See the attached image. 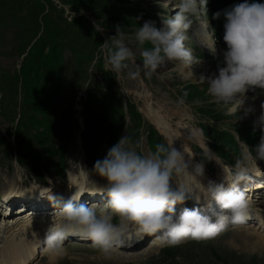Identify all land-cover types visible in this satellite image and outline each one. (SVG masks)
Here are the masks:
<instances>
[{"label":"rangeland","instance_id":"rangeland-1","mask_svg":"<svg viewBox=\"0 0 264 264\" xmlns=\"http://www.w3.org/2000/svg\"><path fill=\"white\" fill-rule=\"evenodd\" d=\"M240 2L243 0H208V10L203 13L209 24L206 30L214 33L213 37L207 33L209 42L217 40L220 45H216V54L212 52L209 59L202 56L210 52L205 50L210 46L202 49L201 44L207 43L202 38L205 35L187 33L186 47L194 48L197 60L210 62L212 73L217 72L218 65L223 66V55L218 50H226L224 18L213 20L212 15ZM257 2L264 3V0ZM177 3L178 0H172L171 5L163 0H0V194L5 190L9 193L11 188H17L15 184L23 183L32 186L26 194L33 199L34 194L48 193L49 187L55 185L50 188L54 195L70 198L76 192L82 195L81 203L103 204L107 197L100 196L105 195L106 181L93 170L94 164L125 135L130 136L133 143L142 142L145 154L155 151L159 143H173L180 151L185 145L187 154L193 156V163L206 160L203 177L179 175L173 187L187 183L195 190H203L200 183L206 186L208 180L220 183L223 177L233 178L237 159L243 160L245 151L258 143L260 133L254 131L253 121L260 114L264 91L247 93L241 109L233 112L234 104L223 106L211 102L206 95V83L179 75L177 67L183 64L180 61H167L171 66L165 70L159 68L150 78L141 74L140 78L131 79L127 70L119 75L113 72L102 51L101 44L116 34V26L123 28L130 46L138 50L135 30L148 20L161 27L162 19L174 15ZM96 24L102 31L96 30ZM40 33L50 35L49 42L42 36L45 45L41 49L33 47ZM151 47L150 43L143 45V48ZM136 62L142 64L139 54ZM184 91L188 95L181 105L178 99ZM249 107L254 111L245 116ZM87 116H90L89 130ZM239 116L242 118L238 120ZM205 143L215 153V160L207 161L204 157ZM243 163L250 178L240 182L241 190L247 195L254 188L252 183L260 187L256 194L259 200L249 205L248 215L252 214L254 220L242 222L244 224L228 223L224 230L208 239L188 238L178 245L166 240L152 253L137 257H131L133 249H116L119 254L112 253L114 251L106 254L92 242L71 238L49 251L43 245L47 243L45 239L41 241L46 226L41 231L43 224L39 218L35 216L32 226L25 231L18 228L22 222L29 223L27 218L32 219L28 210L35 211L34 201L24 205L20 202L24 197L20 192L10 194L5 202L0 201V228L11 220L10 225L16 230L0 237V264H9L13 251L26 252L37 238L40 252L30 264H224L219 256L230 258L236 264H264V243L256 236L237 234L238 229L248 226L264 241L262 185L259 181H250L256 175L264 178V161L248 159ZM37 183L44 189L34 187ZM86 188L93 191L92 194L85 193ZM38 200L44 202L48 197L41 196ZM16 206L23 211L20 218L15 217L14 212L3 218L4 213ZM211 208L220 209L218 205ZM134 239L128 245L142 244L141 237ZM145 245H141L142 251L149 249ZM53 255L57 256L56 260Z\"/></svg>","mask_w":264,"mask_h":264},{"label":"clouds","instance_id":"clouds-1","mask_svg":"<svg viewBox=\"0 0 264 264\" xmlns=\"http://www.w3.org/2000/svg\"><path fill=\"white\" fill-rule=\"evenodd\" d=\"M163 2L172 4V0ZM207 5L208 0H178L174 15L162 19L161 27H157L155 21H145L134 34L140 46L138 50L130 46L129 36L123 28L116 26V34L101 44L107 65L118 75L127 70L128 77L137 79L141 74L150 78L167 61H180L187 66L199 63L185 41L188 39L187 30L193 23L192 17L207 9ZM221 17L224 18L223 42L226 44L222 53L223 66L218 65L217 72L202 76L200 81L207 84L206 95L211 102L223 106L234 104L231 111L235 112L241 109L248 92L264 91V3L243 0L212 15L213 20ZM95 28L102 31L97 29V24ZM145 43L152 47L143 48ZM215 43L208 48L213 53ZM137 54L142 57V64L136 62ZM187 95L188 92L184 91L178 103L184 104ZM260 107V114L253 121L254 131L260 133L259 140L245 151L243 160L264 161V102ZM253 111L249 107L244 115ZM241 118L239 116L238 120ZM191 135L190 132L189 137ZM182 147L183 151H180L173 143H159L155 151L145 154L142 142L133 143L128 135L121 137L106 156L94 164L93 170L106 181L103 188L107 197L105 203H81L82 195L76 192L67 200L54 195L50 188L48 193H40L48 197L54 208L60 207L65 218L62 224L49 225L45 241L59 246L67 236L82 234L107 254L114 245L122 244L126 237L131 238L133 230L147 235L159 233L169 244L178 245L188 238H212L229 222H244L249 202L239 184L250 176L240 159L234 165L231 180L223 177L220 183L213 180H208L206 186L200 183L207 207L215 201L222 209L215 221L204 214L203 207H185L176 215L178 204L193 198L200 204L201 195L197 197L190 184H175L173 187L175 177L185 174L203 177L205 174L206 160L193 163V156L187 154L185 145ZM203 155L207 161L215 160V153L206 143Z\"/></svg>","mask_w":264,"mask_h":264},{"label":"bare ground","instance_id":"bare-ground-1","mask_svg":"<svg viewBox=\"0 0 264 264\" xmlns=\"http://www.w3.org/2000/svg\"><path fill=\"white\" fill-rule=\"evenodd\" d=\"M194 19H197V21H194ZM194 22H193V25L192 26H190V28L187 30V33L189 34V35H192L193 33L194 34H197L198 36L199 35H202V34H204L205 36H203L202 38H203V40L204 41H206L207 43L206 44H201L202 45V49L204 48V47H209V49L211 48V46H212V42H209V36H208V34L211 36V37H213V34H212V32L211 31H207L206 30V28H208V26H209V24L207 23V22H205V20H204V13H203V11L201 12V13H199L198 14V16H196V15H194L193 16V19H192ZM208 33V34H207ZM215 37H216V35H214ZM217 39H218V37H216ZM213 40V39H212ZM192 46V45H191ZM218 46V45H217ZM216 46V44H215V49L217 50L218 49V47ZM220 46V45H219ZM223 46H221V48H222ZM188 48H189V46H188ZM224 48V47H223ZM194 49V48H193ZM193 49H191L192 50V52L193 53H195L194 52V50ZM208 48L207 49H205V50H209ZM225 50V49H224ZM200 52V51H199ZM205 52V51H204ZM218 52L220 53V54H222L223 53V50L221 49H219L218 50ZM209 53V56L207 55ZM202 54V53H201ZM211 54H213L211 51L209 52H206V53H203L202 54V56H205L206 57V59H209V57H211L210 55ZM215 54H216V51H215ZM223 55V54H222ZM200 60H202V59H200ZM203 61V60H202ZM201 62V61H200ZM196 63V64H198V65H195V63H193L192 65H190V66H187V65H185V64H182V65H179L178 67H177V69L179 70V75H182V77L183 78H185V79H187V78H189V77H193L194 79V81H197V82H200L201 83V81H200V78L203 76V77H207V76H209L211 73H212V70L213 69H211L210 67H209V65H210V62H207V63H204V62H201V63ZM202 63H204V65H202ZM201 65V66H200ZM171 65H169L168 64V62H166L165 63V65L164 66H162L161 68H163V70H165L166 68H169ZM197 66V67H196ZM193 67H195L196 68V70H191V68H193ZM199 67V68H198ZM208 68V69H207ZM218 68V67H217ZM161 72V71H160ZM215 72V71H214ZM164 73L162 72V75H163ZM249 93V92H248ZM78 107H79V105L77 106V108L76 109H78ZM234 108H235V106H234ZM257 108V107H256ZM252 178H254V176H252ZM257 178V179H256ZM256 178H254V179H250V181H254V182H256V181H259L260 183H259V185H262V186H264L263 184H264V178L262 177V175H258V177H257V175H256ZM189 179V178H188ZM256 179V180H255ZM192 181V180H191ZM192 183V182H191ZM187 184V183H186ZM247 184V183H246ZM253 185H254V188H252L251 190H249L248 192V194L246 195V198L248 199V202H249V205L252 203V204H254V200L255 201H257V200H259V198H260V196H257L256 194H257V190H259V189H257V188H260V187H258V186H256V185H258L257 183H252ZM76 185V184H75ZM52 186H55V185H52ZM51 186V187H52ZM256 186V187H255ZM261 186V187H262ZM13 187V186H12ZM15 187H17V188H11L10 189V191H9V193L7 192V190H5V192L4 193H2V194H0V201L1 202H5V198L6 199H8L7 197H9V195L10 194H19V192L21 193V196H24V197H22L21 198V203L22 204H24V205H30V204H32L33 202H30V201H34V205H36V209H35V211H39V212H42L43 214H37V212H35V211H33V210H28V214H29V216H31L32 217V219H29V218H27V222H29V223H26V222H22V223H20L21 224V227H18V228H20V230L22 231H25L24 229H26V228H28V227H30V226H32V224H31V221L33 220V218L35 219V216H36V218H39L40 220V222L42 223V222H44V225H42V227H41V231H42V228L43 227H45L46 226V229H45V231H43V235L44 236H42L41 237V241H43L44 239H45V233H46V231H47V228L49 227V223L51 224V223H57V224H62V223H64V220H65V218H64V216L61 214V209H60V207H55V209H54V207H53V205H51L52 203H51V201L48 199V200H43L44 202H42V201H40V200H38V197H41V194H34V197H33V199L31 198V195H29V194H26V191H29V190H31V185L29 186V185H27V186H24V184L23 183H17V184H15ZM19 187H22L23 188V190H25V192L23 191V190H20V188ZM34 187H37V188H39V189H44L39 183H37V184H34ZM33 187V188H34ZM51 187H49V188H51ZM19 188V189H18ZM75 189V188H74ZM84 190H87V188L86 189H84ZM264 190V189H263ZM42 191V190H41ZM40 191V192H41ZM77 191H80V190H78L77 189ZM202 191L203 190H195V195L197 196V197H199L200 195H201V203L200 204H197V203H193L192 202V200L194 199H189V200H187L184 204H178L177 206H176V209H179V211H182L183 210V208H185V207H187V208H189V209H191V208H193V207H196V206H198V205H202L203 207H207V205H206V203L204 202V200H203V195L201 194L202 193ZM91 192H93V191H90V190H87L85 193H91ZM6 193H8V194H6ZM43 193H46V192H44V191H42V194ZM251 193H253L254 195L253 196H255V197H252V198H250V195H251ZM78 194V193H77ZM92 194V193H91ZM73 195V194H72ZM261 195H264V191H263V193H261ZM38 196V197H37ZM64 197V196H63ZM102 199H106V195H103V196H100ZM64 199L65 200H67L68 198H65L64 197ZM20 203V204H21ZM40 203H42L43 205H46L47 203H49L50 204V206L48 207V208H45V209H38V207L40 206V207H45V206H43V205H40ZM39 205V206H38ZM217 203H215V204H211V207H213V208H216L217 207ZM219 206V205H218ZM18 207V208H17ZM211 207H207V208H205V210H204V214L205 215H207V216H210L211 218H212V220L213 221H215L216 220V218H217V216L222 212V209L220 208L218 211H216V210H214V209H212ZM182 209V210H181ZM209 209H211V210H209ZM48 211L47 213L46 212H43V211ZM11 212H14L15 213V217H18V218H20L21 216H20V214H21V212H23L21 209L19 210V206H16V209L15 208H12V209H10L8 212H6V213H4V217L3 218H5L6 216H10L11 215ZM18 212H19V214H18ZM263 212V211H262ZM26 213V212H25ZM212 214V213H214L213 215H209V214ZM216 214V215H215ZM262 215V214H261ZM23 216V215H22ZM260 216V215H259ZM263 216V215H262ZM25 218V219H26ZM58 218H61V220H59ZM12 219V218H11ZM55 219H58V220H55ZM250 220H254V218L253 217H250L249 219H248V217L246 218V220L245 221H250ZM23 221V220H22ZM13 223V221H11L10 220V222L8 223V224H6V226L5 227H1L0 228V237H2L3 236V234H8L9 232H13V231H15L12 227H11V225H10V223ZM260 222V221H259ZM15 224L16 223H18L19 224V222H14ZM36 223H38V221L36 222ZM239 222H237V223H233V224H238ZM250 223V222H249ZM248 223V224H249ZM242 224H244V223H242ZM262 224H264V221H262ZM246 226V225H245ZM39 227V226H38ZM248 227V226H247ZM244 228V226L242 227V228H240V229H238V231H237V234H245V236H247V237H249V238H252V237H254V236H256L255 238H257V239H259L258 241L259 242H262V243H264V241H263V238H262V236L259 234V233H257V231L256 230H249V228ZM12 228V229H11ZM16 228V227H15ZM263 228V227H262ZM133 234L134 233H136L135 235H138V237H140V235H142V233H137V232H135L134 230H133V232H132ZM158 234V233H157ZM12 235V234H11ZM260 235V236H259ZM246 237V238H247ZM3 238V237H2ZM135 238H137V236H135ZM39 238H37V242L35 243V244H30L29 246H28V248L27 249H25L26 250V252H24V253H22V251H20V250H17V251H13L12 252V256H11V261H10V263L9 264H30L31 263V261H33V259H35V258H33V257H37L38 255H39V252H40V250H39V244L37 245V243H38V240ZM151 239V241H149L148 243H146V245L145 246H147L148 245V248L149 249H147L146 251H142L141 249H143V248H141V245L142 244H144L145 243V236H143V237H141V242H142V244H140V245H137V243H133V246H131V245H128V242H132V241H134L135 239H132V241H130V240H128V241H126V242H123V244L122 245H114L113 246V248L110 250L111 252L112 251H114V252H112V253H114V254H119L118 253V251H116V249H133L134 250V252H131V253H133L132 255H131V257H137V255H139V254H147V253H149V252H151V251H153L154 249H157L158 247H159V245H163L162 243L164 242V241H166V239H164V238H162V236L161 237H159V238H154V237H151L150 238ZM157 240H162V241H157ZM90 243H91V241H89ZM37 245V246H36ZM44 246L46 245L47 246V250H53L54 251V249H55V247L53 248V246H54V244H50V243H46V244H43ZM119 246V247H118ZM136 246V247H135ZM52 248V249H51ZM152 253V252H151ZM34 254V255H33ZM122 254V253H121ZM129 255V256H130ZM55 260H56V257L57 256H55V255H53L52 256ZM52 258V259H53Z\"/></svg>","mask_w":264,"mask_h":264},{"label":"trees","instance_id":"trees-1","mask_svg":"<svg viewBox=\"0 0 264 264\" xmlns=\"http://www.w3.org/2000/svg\"><path fill=\"white\" fill-rule=\"evenodd\" d=\"M33 4L34 5H36V3L35 2H33ZM53 30V29H52ZM54 31V30H53ZM36 32V31H35ZM42 36L43 37H45L46 38V40L48 41V39H49V37H50V35L48 36V37H46V36H44L42 33H40V35H39V37L35 40V42L33 43V47H37V48H39V49H41V47L42 46H44L45 45V43L42 41ZM49 42V41H48ZM40 51V50H39ZM32 81L35 83V78L32 76ZM131 116V115H130ZM132 117V116H131ZM88 118V119H87ZM89 118H90V116L88 117H86V126H88V130L90 129V126H89V124H90V121H89ZM121 125V124H120ZM122 126V125H121ZM114 129V128H113ZM121 130V129H120ZM120 130L119 131H116V135H115V139L117 138V136H118V133L120 132ZM110 135H111V133H110ZM210 137V136H209ZM86 140V139H85ZM211 145V144H210ZM220 257V259L222 260V262L224 263V264H236L234 261H232V259H230V258H227V257H224V256H219ZM254 262H252V264H253ZM255 264V263H254Z\"/></svg>","mask_w":264,"mask_h":264},{"label":"water","instance_id":"water-1","mask_svg":"<svg viewBox=\"0 0 264 264\" xmlns=\"http://www.w3.org/2000/svg\"><path fill=\"white\" fill-rule=\"evenodd\" d=\"M216 45H218V47H219V43H218V41L216 40Z\"/></svg>","mask_w":264,"mask_h":264}]
</instances>
